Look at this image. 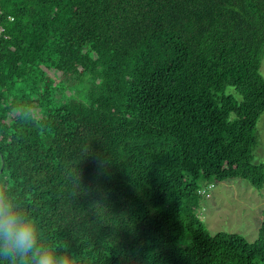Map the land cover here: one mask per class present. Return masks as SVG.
Returning <instances> with one entry per match:
<instances>
[{
    "label": "trees",
    "instance_id": "1",
    "mask_svg": "<svg viewBox=\"0 0 264 264\" xmlns=\"http://www.w3.org/2000/svg\"><path fill=\"white\" fill-rule=\"evenodd\" d=\"M0 7V188L45 239L86 264H264V221L249 242L197 214L209 183L264 188V0Z\"/></svg>",
    "mask_w": 264,
    "mask_h": 264
},
{
    "label": "rangeland",
    "instance_id": "2",
    "mask_svg": "<svg viewBox=\"0 0 264 264\" xmlns=\"http://www.w3.org/2000/svg\"><path fill=\"white\" fill-rule=\"evenodd\" d=\"M260 73L264 78V56ZM256 146L253 162L264 166V111L255 128ZM209 196H200L197 214L210 234L237 233L253 242L264 221V188L256 189L246 180L235 178L216 182L207 190ZM186 243V237L180 241Z\"/></svg>",
    "mask_w": 264,
    "mask_h": 264
},
{
    "label": "clouds",
    "instance_id": "3",
    "mask_svg": "<svg viewBox=\"0 0 264 264\" xmlns=\"http://www.w3.org/2000/svg\"><path fill=\"white\" fill-rule=\"evenodd\" d=\"M108 194L103 188L96 190L101 201ZM0 264H86V260L77 252L58 250L42 235L33 211L12 189L0 188Z\"/></svg>",
    "mask_w": 264,
    "mask_h": 264
},
{
    "label": "built area",
    "instance_id": "4",
    "mask_svg": "<svg viewBox=\"0 0 264 264\" xmlns=\"http://www.w3.org/2000/svg\"><path fill=\"white\" fill-rule=\"evenodd\" d=\"M1 14H2V10H1V7H0V19H1ZM12 19V18H10ZM4 35V27L0 24V38ZM213 186V183H209L205 188H203L201 191H200V194L201 195H205V196H209V193H207V190Z\"/></svg>",
    "mask_w": 264,
    "mask_h": 264
}]
</instances>
